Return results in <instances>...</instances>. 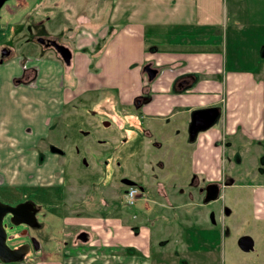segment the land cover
<instances>
[{"label":"rangeland","instance_id":"rangeland-1","mask_svg":"<svg viewBox=\"0 0 264 264\" xmlns=\"http://www.w3.org/2000/svg\"><path fill=\"white\" fill-rule=\"evenodd\" d=\"M116 1L3 0L0 5V46L5 44L13 51V55L9 54L7 60L13 59L18 68L20 65L21 72L22 66L28 68L36 63L43 74L41 72L36 75L35 81L31 80V86L36 85V89L46 86L47 93L56 84L62 87V101H65L46 110L42 116H48L49 121L44 126L40 122L42 116L39 114L33 116L32 122L28 119L29 123L22 127L24 134H28L27 137L13 125L1 131L0 200L11 204L30 197L41 202V211L37 217L42 222V227L32 231L39 244L38 252L32 251L19 261L0 263L36 264L35 262L48 261L51 264H61L68 261L76 264L83 262L80 259H92V252L98 253L100 259L104 256L110 257L109 254L112 253L102 248L104 246L95 229H111L112 226L118 228V222L133 229L131 236H128L131 244L127 249L130 251L136 250L132 243L146 241L144 229H147L146 234H149L153 250L163 246V250L173 254L169 255L173 259L178 255V252L175 253V246L178 250L181 249L180 255L187 252L183 246L186 240L181 244L178 241L180 237L174 234L167 236L163 231L165 229L158 231L157 221L152 220V217L162 212L161 202L165 198L158 189L160 174L168 173L169 170V178L173 177V168L168 161L164 167L160 166L161 159H165L164 149L155 145L156 139L149 140L146 137L141 129L145 126L142 119H139L142 127L131 138H126L118 123L125 108L136 117L140 113V99L127 105L119 102V99H130V102L135 99L132 97L133 91L139 89L143 82H148L146 73L142 71L145 63L141 54L145 52V48L150 50L152 40L163 39L165 35H182L183 31L180 30L187 27L183 23L174 25L169 22L159 25L145 22V31L140 37L137 35L140 33L138 24H127L133 18L131 14L150 0H118L119 10L113 11ZM223 1L226 8L224 19L219 20L216 23L218 26L211 30L226 44L223 50L228 57L229 66L240 70V67H247V63L250 66V62L256 65L257 61L258 65L253 72L256 78L261 77L264 80V0ZM180 4L185 6L184 19L179 22H192L191 1L181 0ZM204 5L205 2L202 3ZM113 13L116 14L114 18ZM205 14L210 18L217 17L216 2H212ZM39 18L44 19L43 24L51 31L48 32L50 35H56L70 47L73 68L65 67L60 56L50 48L40 52L41 47L37 42L23 40L27 35L24 27L37 23ZM164 20L171 21L170 16L166 15ZM30 28L32 27L29 26ZM218 45L221 47L220 43ZM23 57L27 60L22 61ZM226 75L224 73L217 76L218 79L223 78L225 89L231 85V80L225 79ZM0 83L6 87L2 74ZM52 92L53 95H58L57 88L52 89ZM38 93L36 90V97ZM53 107L57 110L54 111ZM191 115H187L189 122ZM182 117L183 115L178 118ZM173 119L177 120V117ZM216 123L204 130L212 128ZM27 129L31 131L28 132ZM196 136L192 140L194 143H198ZM28 138L30 144L35 139L33 149L31 146L26 151L17 150V145L26 142ZM226 139L229 145L223 150L220 148L216 154L222 164L219 171L222 173L229 170L230 174L234 170L237 177L235 186L224 188L216 202L209 201L206 205L201 203L202 207L184 206L181 210H175L174 216L168 211L165 213L173 216L177 222H184L186 219L187 225L191 224L196 233L193 245L195 249L200 248L206 241L213 244V257L206 264H264V220L254 217L252 187L244 184L258 182L264 185V138L249 139L237 135L226 136ZM50 145L63 148V153L52 151ZM46 148L48 151L44 153ZM37 151L39 152L34 153ZM88 152L96 154H91L90 158ZM82 156H86V159L79 162V157L81 159ZM233 157L239 161H233ZM178 161L181 163L178 172L183 171L186 175L182 183L188 182L191 174L190 159L181 151ZM122 178L129 181L132 178L141 193L133 205H126L124 202L125 183L121 182ZM147 179H154L153 188L146 186ZM163 181L167 183V189L174 191L175 186L170 179L163 178ZM49 182L54 184L42 185ZM240 183L242 187L237 186ZM183 188L185 197L194 196L193 192L187 195V190H191V187ZM256 190V201L262 203L264 197L259 188L256 187ZM167 202L165 200L166 205ZM175 203L177 204V200ZM222 206H227L230 212L220 217L219 209ZM260 206L261 204L258 205ZM199 209L204 213L210 209L215 212L212 215L208 212L203 218L197 213ZM167 220L171 221L172 218ZM145 222L147 224L144 225ZM16 227L9 234L22 230L18 229L20 225ZM77 227L79 230L86 229L88 235L92 236L95 250H92L94 246L90 249L87 242L74 237ZM141 227L144 231L142 234L139 233ZM206 229H211L209 234L203 233ZM175 230L172 229L173 232ZM182 230L189 235L186 230ZM118 231L124 233L122 229ZM242 235H249L253 239L252 251L244 252L240 249L237 241ZM24 239L23 235L8 238L7 243L16 245ZM166 239L168 242L165 246L159 245ZM119 248L123 249V246ZM133 253L128 256L127 262H134L133 257L136 258L135 263L143 260L138 255V250ZM168 261L172 262L170 259ZM158 263L161 264L159 261Z\"/></svg>","mask_w":264,"mask_h":264},{"label":"crops","instance_id":"crops-1","mask_svg":"<svg viewBox=\"0 0 264 264\" xmlns=\"http://www.w3.org/2000/svg\"><path fill=\"white\" fill-rule=\"evenodd\" d=\"M152 1L154 2L153 4L151 3ZM190 1L192 22H179L184 19L185 4H180L181 0H150L141 9L138 8L135 10L136 12L131 14L133 18L128 21L127 25L137 23L138 31L140 32L137 35L140 37L145 31V22L159 25L169 22L174 23V25L183 23L187 28L180 30L183 31L182 35L175 33L170 36L165 35L160 40H152L151 49H144L145 52L141 54L142 61L156 68L157 73L153 79L143 82L139 86V89L133 91L132 97L135 99L130 102V99H119V102L127 105L134 104L136 99L146 97L145 100H141L142 102L139 106L140 113L138 112L139 115L137 117L136 115H132V111L128 112L125 108V111L121 112V121L118 122L126 138H131L136 135L137 129L142 127L139 123V119H142L145 126L141 129L146 137L149 140L151 138L156 139L155 145L160 149H164L163 155L165 159H161L160 166L164 167L165 162L168 161L173 168V177L169 178L168 169V173L162 172L160 174L158 189L159 193L163 194L165 198L161 202L162 212L152 217V220L155 219L153 221H157L156 229L158 231L165 229L163 231L167 236L174 234L180 237L178 241L181 244H184V240H186V244L183 246L187 252L180 255L179 250L181 251V249L178 250L175 246L174 250H176L175 253L178 252V255L173 259L169 257V255L172 256L173 254H169L163 250V246L157 250H153L150 243L151 240L148 238L149 234H146L147 229H144V232L141 227L139 233H145L144 237H146V241L143 242L142 240L143 243L139 241L132 244H135L134 248L136 251H139L138 255L145 262L141 260L135 263V257H133L134 262L131 260L127 262L128 256L132 254V251L127 249L131 244L128 236H131L133 229L122 225L117 220L118 228L111 225V229H95L100 236L102 246H104H100V248L102 247L108 253H112L109 254L112 258L104 256L100 259L101 256L98 253L95 252L93 254L92 252V255H94L92 259L86 262H77L76 264H159L158 261L161 264H206L213 257V244L211 242L210 244L206 241L201 245L203 248L195 249L193 245L196 241V233L192 229L191 224L187 225L186 219L184 222H181V220L177 222L173 218L175 210H181L184 206L198 205V207H202L207 204L203 203L201 197L197 194L193 197H185V189L183 187L189 186V184L186 181L182 183L186 175L183 171L182 173L178 172V169H181L178 156L181 151L187 154L190 159L189 168L191 174L189 179L192 178V182L201 185L205 181L218 178L221 175L219 169H221L220 166L222 164L219 156L216 154L219 153L220 148L223 150L221 139L224 136L234 137L240 135L249 139L264 138V80L261 77L256 78L257 76L253 72V69L258 65L257 61L256 65L250 62V66L247 63V67H240V70L229 66L228 57L223 50L225 43L218 38L217 34H213L211 30L213 27L218 26L216 23L224 19L226 10L224 1ZM213 1L214 3L216 2L217 7L216 18H210L205 14V11L210 9ZM203 2H205L204 6H202ZM134 4L135 2L132 5ZM119 7L120 3L117 0L114 3L113 11H118ZM115 15L113 13V18ZM166 15L170 16L171 21L166 22L164 20ZM175 17L177 18L174 19ZM115 32L116 30H114V34ZM218 43H220L221 47H219ZM4 46L8 47L2 44L0 48ZM8 56L9 54L5 55L2 61L4 59L7 60ZM6 60L3 63L2 61L0 62V74H2L3 82L6 85L4 87V84L0 83V134L2 129L13 125L17 131H22L23 136L27 137L28 134L26 133L25 135V132L22 130L24 124L29 123L28 119L32 122L34 115H44L50 106L64 103V99L62 101L63 95L61 96L63 89L54 84L46 93V86L41 88V90L40 87L36 89V85L31 86V84L14 82L13 80L18 78L21 73V67L17 63V59L15 61L19 65V68L14 64L13 59ZM31 65L28 68H36V75L42 72L36 63H32ZM224 73L227 74L225 79L229 78L231 80V85L226 87V89L223 78H217L218 75H223ZM56 88L58 89V95H53L52 89ZM36 90L39 91L37 97L35 95ZM39 94L42 96H39ZM204 107H217L219 109V116L215 121L217 123L212 128L198 131L195 137L198 143H194L187 133L190 123L187 115L190 116L193 110ZM53 108L54 111L57 110L56 107ZM182 115L183 117L179 119L178 117ZM174 117H177V120H174ZM48 121V116H42L40 122L44 126ZM27 131L30 132L31 130L27 129ZM183 131H186V133ZM33 143L35 144V139L30 144L28 138L26 142L17 145V150L26 151L27 148H31L32 145L34 146ZM184 145L186 146L184 147ZM43 151L47 153L46 150ZM173 158L176 160H171ZM163 178L170 179L174 183V191L173 189L166 188L167 183L163 181ZM258 188H262L261 195L264 197L263 183H258ZM191 192L194 194V191L187 190V195ZM165 200L168 201L167 205L165 204ZM176 200L177 204L175 203ZM259 210L258 214L264 215V205H261ZM166 211L173 213V216L165 213ZM197 213L204 218L208 214V211L204 213L199 209ZM220 217L222 216L220 215ZM167 218H172V220H167ZM149 219L151 220V218ZM159 227L160 229H158ZM91 228L94 229V226H91ZM118 229H122L124 233H120ZM172 229H176V233ZM182 229L186 230L189 235H186ZM210 230L206 229V232L204 231L203 233L209 234ZM86 242L88 248L92 249L94 246L92 250H95L96 246L92 236H89ZM167 242L168 239L163 240L159 245L165 246ZM122 246L123 249L119 248ZM194 253L198 254L193 255ZM89 255H91V252ZM201 256L202 259L200 258ZM95 257L97 258L95 259ZM168 259L172 262L168 261ZM191 260L195 262H191ZM35 263L51 264L48 261ZM61 264L72 263L64 261Z\"/></svg>","mask_w":264,"mask_h":264},{"label":"flooded vegetation","instance_id":"flooded-vegetation-1","mask_svg":"<svg viewBox=\"0 0 264 264\" xmlns=\"http://www.w3.org/2000/svg\"><path fill=\"white\" fill-rule=\"evenodd\" d=\"M43 20L44 19L39 18V19L36 20L37 23H32V24L26 25L24 28L26 29L27 35L25 36L26 38L25 37L23 38V40L24 41H27V40L31 41L32 40V41L37 42L39 44V46L41 47L40 52H43L44 49L50 48L51 50H53L54 52H56L60 56V59H61V61L64 64L65 67L73 68L72 66H73L74 63H73V59H72V57H73L72 50L67 45V43H64L63 41H60V39H58V37L56 35H50L49 34V33H51V31H49L44 26ZM29 26L32 27V28L29 29ZM33 27H34V29H33ZM55 43L67 47V49H68L67 53L64 52L63 53L64 55H63L62 53H60L59 51H57V49L54 47L55 46L54 45ZM5 54L6 55L13 54V51H11L6 46L1 47L0 48V59H3L2 57ZM23 60L26 61V57H23L22 58V61ZM22 70L23 71L19 74V77L18 78H15V80H14L16 83H20V84L21 83L22 84H30L31 83V80L32 81L35 80V76L37 74L36 68H28V69H26V67L24 68V66H23ZM142 99L145 100L146 97H143L140 100H142ZM137 100H139V99H136V101ZM190 123H189V125H191ZM188 129H189V127H188ZM221 144H222L223 149L226 148L229 145V141L226 139L225 136L221 139ZM50 149L52 151H54V152H57L58 154H60L61 152L63 153V151H64L63 148H56V147H54L52 145H50ZM46 151H48L47 148H46ZM38 152L39 151H37L36 153H38ZM91 154H96V152L89 153V157H90ZM71 157H72V155L69 158H71ZM85 159H86V156H84V157L82 156L81 159L79 157V162L85 161ZM233 161H239V159L233 157ZM87 164H88V162H87ZM220 174L221 175L218 178L209 179L208 181H205V182L203 181L204 183L201 184V185H198L197 183L192 182V180H191L192 178L189 179L188 184L192 188L191 191H194V195L195 194L199 195L201 197V200H202L204 198V195H205V190L204 189H205V186L207 184L210 185V186L217 187L218 188V195H217L216 199L211 200V201L212 202L218 201L219 198L221 197V191L224 188H226V187H233V186H235L234 183L237 180V177L234 174V170L230 174H229V170H225L224 172H222ZM131 181H133L132 178H131ZM147 181H148V184H146V186L149 187V188H151V187L153 188V185H155L154 179H152V180H148L147 179ZM121 182L126 184V183H128V179L127 178H122V181ZM49 184H54V183H50L49 182V183H44L42 185H49ZM244 184H248V185H250L252 187L251 197H252L253 204H254V211H255L254 212V217L257 220H264V215L258 214V212H260V210H259V207L257 205H259V204L263 205L264 204V200L261 201L262 203H258L256 201V198H257L256 197V192H257L256 187L258 188V182L257 183L250 182V183H244ZM123 186H124V188L126 187L124 184H123ZM237 186L242 187L241 183L239 185H237ZM140 189H142V188L140 187ZM260 191H262V188L260 189ZM22 201H31L34 204V207H35L34 208L35 219L32 220L33 221L32 225L25 224V223H20V224H18V225H20V227H18V229L24 230V233H21L22 230L21 231L20 230H17L16 232L9 234L10 233V230L17 228L16 226H18V225H13L10 222V220H9L10 214L9 213H7L3 217V221L2 222H3V225H4L5 230H6V233H7L6 242H7V239L8 238L9 239H12V238H15V237L18 238L21 235L24 236V238H25L24 241H22L20 243H17L16 245H9L8 243L7 244L9 246H11V247H14V246H17V245L22 244V243H27L29 245V249H28V252L23 256V258H25L32 251L38 252V249H34L33 248L32 239L34 240L35 236L32 234V231L36 230L37 228L42 227V225H41L42 222H40V220H38V217H37L38 212L41 211V207H42L41 205H42V203L39 202V201L34 200L33 198H30V197H26L25 198L24 197L22 200H20L18 202H13L11 204H17V203L22 202ZM208 212H210V215H212V214H214L215 210L214 209H210ZM219 212H220V215L223 216V215L229 213L230 212V209L227 206H222V207H220ZM132 228H134V227H132ZM77 229H78V227H77ZM80 229H84V228H80ZM81 231L82 230H78L74 235L76 236ZM11 232H13V231H11ZM35 240H36V238H35ZM253 245H254V242H253ZM252 250H253V247L249 251H252ZM249 251H247V252H249ZM244 252H246V251H244Z\"/></svg>","mask_w":264,"mask_h":264},{"label":"water","instance_id":"water-1","mask_svg":"<svg viewBox=\"0 0 264 264\" xmlns=\"http://www.w3.org/2000/svg\"><path fill=\"white\" fill-rule=\"evenodd\" d=\"M3 0H0V5ZM57 51L60 53H64L68 51L67 47L57 44H54ZM64 55V54H63ZM1 61V59H0ZM142 70L147 75V80H151L155 77L157 73V69L153 68L149 63L145 64L142 67ZM219 109L217 107H204L195 109L192 111L191 119L188 134L189 138L193 139L196 133L199 130H204L210 127L218 118ZM129 183V181H128ZM205 195L203 198V202L206 203L208 201L216 199L218 195V188L210 185L205 186ZM34 204L31 201H23L19 202L15 205H11L9 203L3 202L0 200V261L2 262H14L23 259V256L28 252L29 245L27 243H22L17 246L11 247L6 242L7 233L5 227L3 225V217L9 213L10 214V222L13 225H18L20 223H25L32 225L35 219L34 215ZM77 238L80 241H86L87 233L85 231H81L78 233ZM238 245L242 251H249L253 247V240L249 235H242L238 238ZM32 244L34 249H39V244L37 240L32 239Z\"/></svg>","mask_w":264,"mask_h":264},{"label":"built area","instance_id":"built-area-1","mask_svg":"<svg viewBox=\"0 0 264 264\" xmlns=\"http://www.w3.org/2000/svg\"><path fill=\"white\" fill-rule=\"evenodd\" d=\"M137 189L135 187H129L124 194L125 201L128 204H132L136 198Z\"/></svg>","mask_w":264,"mask_h":264},{"label":"trees","instance_id":"trees-1","mask_svg":"<svg viewBox=\"0 0 264 264\" xmlns=\"http://www.w3.org/2000/svg\"><path fill=\"white\" fill-rule=\"evenodd\" d=\"M213 34H214V33H213ZM14 80H15V79H14ZM14 80H13V81H14ZM14 82H15V81H14ZM40 153H41V152H40ZM129 250H130V249H129ZM133 252H136V250L133 249V250H132V253H133ZM130 253H131V252H130ZM118 263H119V262H118Z\"/></svg>","mask_w":264,"mask_h":264}]
</instances>
